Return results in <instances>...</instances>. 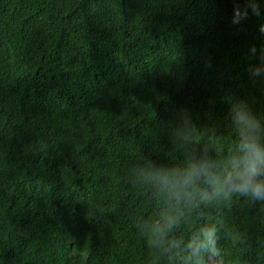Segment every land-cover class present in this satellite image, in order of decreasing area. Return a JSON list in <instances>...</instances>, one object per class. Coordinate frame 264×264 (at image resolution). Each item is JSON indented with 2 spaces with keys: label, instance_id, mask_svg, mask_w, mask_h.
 <instances>
[{
  "label": "trees",
  "instance_id": "16d2710c",
  "mask_svg": "<svg viewBox=\"0 0 264 264\" xmlns=\"http://www.w3.org/2000/svg\"><path fill=\"white\" fill-rule=\"evenodd\" d=\"M260 183L264 0H0V264H264Z\"/></svg>",
  "mask_w": 264,
  "mask_h": 264
},
{
  "label": "clouds",
  "instance_id": "9594fccd",
  "mask_svg": "<svg viewBox=\"0 0 264 264\" xmlns=\"http://www.w3.org/2000/svg\"><path fill=\"white\" fill-rule=\"evenodd\" d=\"M237 15H239V13H237ZM235 190L239 191L241 194H251L256 198L264 197V183H260L251 187L239 186ZM158 234L163 235V229H160ZM215 263L218 264L216 260Z\"/></svg>",
  "mask_w": 264,
  "mask_h": 264
},
{
  "label": "rangeland",
  "instance_id": "374dc122",
  "mask_svg": "<svg viewBox=\"0 0 264 264\" xmlns=\"http://www.w3.org/2000/svg\"><path fill=\"white\" fill-rule=\"evenodd\" d=\"M208 262H209L210 264H216V263H215V259H214L213 256H210V257H209Z\"/></svg>",
  "mask_w": 264,
  "mask_h": 264
}]
</instances>
